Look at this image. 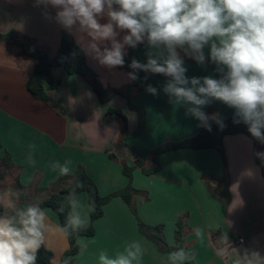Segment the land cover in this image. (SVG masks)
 Listing matches in <instances>:
<instances>
[{
	"label": "crops",
	"instance_id": "obj_1",
	"mask_svg": "<svg viewBox=\"0 0 264 264\" xmlns=\"http://www.w3.org/2000/svg\"><path fill=\"white\" fill-rule=\"evenodd\" d=\"M33 4L34 0H0V34L17 31L32 39L24 41L28 49L39 47L51 58L56 55L64 33L76 42L62 26L45 18L42 7ZM49 12L54 15L51 9ZM129 49H125L124 59ZM146 50L145 44L139 45L132 59L146 62ZM207 53L206 48V56ZM180 54L183 56V52ZM86 57L89 68L110 91L109 99L100 100L91 79L68 75L63 68L56 67L52 74L61 84L53 95L64 107L65 113L61 114L34 98L27 88L37 60L24 54L16 41L0 40V159L7 152L13 163L10 169L1 166L0 194L11 192L14 198L18 197L19 181L28 203L41 202L61 188L51 186L62 176L52 171L50 164L70 161L72 173L79 164L84 165L100 194L105 196L127 186L124 165L134 166L139 159L144 167H150L155 148L183 141L202 129L198 120L186 115L184 105L169 102L162 91L167 79L163 75L150 82L157 88V95L146 90L138 92L132 87L124 66L108 69ZM184 59L187 76L219 78L207 63L198 65L188 57ZM116 90L122 94H115ZM127 95L144 111V130L128 140L137 158L129 147L122 145L123 122L109 121L106 117L109 108L119 109L128 119L129 134L137 131L139 114L130 109ZM203 110L209 115L218 112L223 120L234 115V109L219 101H213ZM31 145L35 148H30ZM224 150L230 178L228 206L221 200L226 186L215 180L223 179L225 174L223 159L216 149L166 152L160 157L159 172L146 175L142 167H136L133 173L134 188L148 194V200L141 195L134 199L139 218L149 225L163 224V234L170 246L176 244V223L183 218L184 247L196 264H232L235 253L230 258L217 255L223 233L228 234L230 244L241 253L254 249L264 254V175L254 155L255 144L244 134L228 135L224 138ZM258 152H264V145L259 146ZM29 154L35 164L28 163ZM259 160L264 167V161ZM77 198L90 205L87 193H80ZM18 200L20 203L19 197ZM44 209L49 217L45 248L52 252V262L58 264L68 248V240L60 231L57 213ZM6 210L0 206V213ZM95 228V236L79 238L80 252L74 257V264H100L101 251L114 257L136 240L141 242L143 254L133 264H170L169 253L160 252L139 231L136 216L122 198L116 197L104 206V215L95 222Z\"/></svg>",
	"mask_w": 264,
	"mask_h": 264
},
{
	"label": "clouds",
	"instance_id": "obj_2",
	"mask_svg": "<svg viewBox=\"0 0 264 264\" xmlns=\"http://www.w3.org/2000/svg\"><path fill=\"white\" fill-rule=\"evenodd\" d=\"M33 6L42 7L45 18L73 35L80 50L102 67H123L125 49L145 44L146 62L133 58L128 65L133 70L126 74L130 81L139 79L138 71L163 75L162 91L169 102L184 105L186 115L208 131L210 122L224 127L220 113L203 110L219 101L234 109V123L246 124L251 136L264 144V0H34ZM184 57L215 65L219 78L187 76ZM146 91L158 94L151 84ZM254 155L264 161V152ZM28 163L35 164L31 154ZM69 165L53 161L50 168L72 176ZM82 187L76 180L75 188ZM75 188L66 197L69 212L60 227L65 236L86 230L94 211V205L77 198ZM14 196L0 194V206L7 209L0 213V264H37L39 250L46 246L49 217L38 201L21 205ZM219 242L217 255L230 258L235 253L232 264H264V254L254 249L241 253L227 233ZM142 254L136 240L114 257L101 251L98 258L100 264H133ZM188 258L183 249L168 254L170 264H185Z\"/></svg>",
	"mask_w": 264,
	"mask_h": 264
},
{
	"label": "trees",
	"instance_id": "obj_3",
	"mask_svg": "<svg viewBox=\"0 0 264 264\" xmlns=\"http://www.w3.org/2000/svg\"><path fill=\"white\" fill-rule=\"evenodd\" d=\"M0 40H12L16 41L20 46L23 47V53L28 54L34 57L37 60L33 74L29 77L27 81V88L30 94L39 100H42L59 113L64 114L65 110L61 104V101L57 99L53 92L60 86V80L54 78L52 74L53 68L60 67L65 70L68 75H79L91 79L94 82V90L98 94L102 102H106L109 99L110 91L105 89L101 82L97 79L95 73L89 68L86 55L80 50L77 43L66 33L62 35L60 46L54 57H49L46 53L41 51L39 47H34L30 50L25 45L24 41H32V39L27 36L17 32L11 31L7 34H0ZM136 49V48H135ZM135 49L130 48L129 54L125 59L124 69L128 72L133 71L128 65L132 61V56ZM207 65L214 70V72L219 76L215 70V65L207 63ZM139 79L132 81V87L136 88L138 92H143L146 90L147 85L150 84L151 80L156 77H161L160 74H151L145 73L143 71H138ZM147 76V80L144 77ZM115 94H122V92L116 90ZM129 100V107L131 110L139 114V126L137 131L134 134H129L128 132V119L125 114L115 108H109L106 112V117L109 121L121 120L124 125V133L122 137V145L127 146L131 149L134 156L137 158L138 154L135 148L128 143V140L144 130V111L141 107L132 103L131 98L127 95ZM233 116H230L223 120L224 127L221 128L215 122L211 123V131L206 130L204 127L194 136L189 137L183 141L176 143H166L157 148H155L151 153L152 165L150 167H144V164L139 159L136 160L134 166L124 165L123 172L128 178V184L126 187L119 191H115L108 195H101L98 185L89 175L86 167L82 164H79L76 170L73 172L72 176H62L51 186H61L58 191H54L47 199L39 202L42 208H50L54 210L60 220L61 226L64 225L68 212L69 206L66 200V197L72 190L75 188L76 180L83 182L82 188H75L76 194L87 193L88 200L90 205H94V211L90 215V223L86 230H82L79 233H73L70 236H66L68 240V248L64 252L60 262L58 264H64L67 261V264H74V257L80 252L79 238L81 237H93L96 235L95 222L104 215V206L108 204L112 199L119 197L122 198L126 204L129 206L132 213L136 216L139 231L146 236L149 240L154 242L159 251L163 253H170L177 249H183L188 254V260L185 261V264H196L191 258L190 254L186 251L184 247V227L185 221L183 218H180L177 221V229L175 232L176 244L170 246L165 237H164V225H149L143 222L137 213V210L134 205V199L136 196H143L145 200H148L147 192L137 190L133 186V173L136 167H142L143 172L146 175H153L159 172L162 168L160 157L162 154L170 151H176L179 149H193V150H203V149H216L224 162L225 174L223 179H215L219 184H224L226 187L223 191V197L221 200L223 203L228 206L231 202V194L229 191V175L227 172V160L224 150V138L228 135L244 134L253 140L255 144V152H258V148L262 144L260 141L256 140L248 132V126L241 123H234ZM112 159H115L114 155L110 156ZM256 157V156H255ZM0 165L6 169H10L12 166V161L9 153L6 152L5 156L0 159ZM256 160L259 165L262 167V172L264 175V167L256 157ZM0 176L3 174L0 173ZM16 190L18 197L20 199V204L24 205L28 203L25 200L24 195V186L21 185L19 181L16 183ZM215 195V192L213 193ZM218 233H220L218 231ZM215 235V234H214ZM53 254L50 250L45 247H41L38 253L37 263L40 264H54L52 262Z\"/></svg>",
	"mask_w": 264,
	"mask_h": 264
},
{
	"label": "rangeland",
	"instance_id": "obj_4",
	"mask_svg": "<svg viewBox=\"0 0 264 264\" xmlns=\"http://www.w3.org/2000/svg\"><path fill=\"white\" fill-rule=\"evenodd\" d=\"M0 169H3V168L1 167V165H0Z\"/></svg>",
	"mask_w": 264,
	"mask_h": 264
},
{
	"label": "built area",
	"instance_id": "obj_5",
	"mask_svg": "<svg viewBox=\"0 0 264 264\" xmlns=\"http://www.w3.org/2000/svg\"><path fill=\"white\" fill-rule=\"evenodd\" d=\"M241 242H243V241L241 240Z\"/></svg>",
	"mask_w": 264,
	"mask_h": 264
}]
</instances>
